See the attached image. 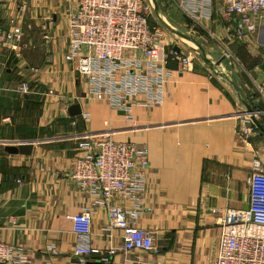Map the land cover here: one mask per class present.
<instances>
[{
    "label": "crops",
    "instance_id": "1",
    "mask_svg": "<svg viewBox=\"0 0 264 264\" xmlns=\"http://www.w3.org/2000/svg\"><path fill=\"white\" fill-rule=\"evenodd\" d=\"M158 3L176 26L189 32L194 26L198 34L191 33L223 59L209 67L196 56L181 71L169 59L160 105L133 110L134 121L149 126L131 129L121 113L85 97L86 82L63 58L76 0H0V30L18 25L22 32L16 48L0 43V237L25 250V264L64 263L77 243L69 216L90 197L68 177L74 141L59 137L73 133L114 128V139L148 152L137 224L150 231L152 249L125 251L121 230L106 228V211L98 207L87 239L101 252L89 254L88 261L214 264L220 221L248 209L253 162L264 165V134L251 117L255 132L239 138L235 113L250 112L247 106L264 109L255 92L264 75V24L238 40L226 31L216 0ZM168 41L186 47L172 33ZM22 81L27 93L17 89ZM48 89L60 96L46 95ZM252 115L264 127V113Z\"/></svg>",
    "mask_w": 264,
    "mask_h": 264
},
{
    "label": "built area",
    "instance_id": "2",
    "mask_svg": "<svg viewBox=\"0 0 264 264\" xmlns=\"http://www.w3.org/2000/svg\"><path fill=\"white\" fill-rule=\"evenodd\" d=\"M216 1L219 17L234 39L245 40L264 24V0ZM150 12L146 0H76L67 20L63 58L76 79L86 82L85 97L103 101L121 113L131 129L149 126L136 123L133 110L160 105L169 59L176 62L178 71L192 67L197 59L186 47L170 46L163 29L151 24ZM190 31L198 34L194 26ZM21 36L18 25L0 30V43L16 48ZM221 48L226 57H233L225 45ZM17 89L27 93L30 87L22 81ZM255 92L264 103V75ZM45 94L60 96L53 89ZM255 113H264V109L235 113L240 120L239 138L247 139L255 132L251 120ZM83 117L88 119V112ZM114 133L115 129L108 127L59 137L74 141L68 177L90 197L78 213L69 216L77 243L70 259L61 264H86L89 254L101 252L87 239L91 214L98 207L106 211V228L121 230L125 251L152 249L150 231L137 224L149 167L147 148L116 140ZM253 163L248 209L233 211L220 221L214 264H264V165L258 160ZM126 202L132 203L131 208L125 206ZM212 213L219 214V210ZM113 252L112 248L108 250L109 255ZM8 262L25 264L28 257L23 248L0 237V264Z\"/></svg>",
    "mask_w": 264,
    "mask_h": 264
},
{
    "label": "water",
    "instance_id": "3",
    "mask_svg": "<svg viewBox=\"0 0 264 264\" xmlns=\"http://www.w3.org/2000/svg\"><path fill=\"white\" fill-rule=\"evenodd\" d=\"M150 4L151 11L160 24L162 28L167 30L168 32L175 35L177 40L184 46H186L189 50H191L204 64L209 67H213L218 64L222 59L223 55L220 51L216 53H211L210 49H207L196 36H194L191 32L184 27H178L173 22L169 20V18L163 13L158 0H148ZM178 48V45L175 46ZM75 107H72L73 111ZM248 111H252L250 107H248ZM256 126L260 129V132L264 134V127H262L259 122L256 120L254 115H251ZM8 149V148H7ZM86 264H104L102 261H87Z\"/></svg>",
    "mask_w": 264,
    "mask_h": 264
},
{
    "label": "rangeland",
    "instance_id": "4",
    "mask_svg": "<svg viewBox=\"0 0 264 264\" xmlns=\"http://www.w3.org/2000/svg\"><path fill=\"white\" fill-rule=\"evenodd\" d=\"M146 3L148 4V6L150 7V4H149V1L148 0H146ZM150 10H151V8H150ZM150 21H151V24H153V23H156L158 26H160V24L157 22V20L155 19V17H154V15H153V13H152V11L150 12ZM161 27V26H160ZM162 28V27H161ZM163 29V31L165 32V34H166V41L167 42H169L168 41V35L169 34H171V33H169L167 30H165L164 28H162ZM169 33V34H168ZM259 53H260V55H262V56H260V57H262V59L264 58V48H259ZM194 54V53H193ZM195 55V54H194ZM261 59V60H262Z\"/></svg>",
    "mask_w": 264,
    "mask_h": 264
},
{
    "label": "trees",
    "instance_id": "5",
    "mask_svg": "<svg viewBox=\"0 0 264 264\" xmlns=\"http://www.w3.org/2000/svg\"><path fill=\"white\" fill-rule=\"evenodd\" d=\"M242 51H244V50H242Z\"/></svg>",
    "mask_w": 264,
    "mask_h": 264
}]
</instances>
